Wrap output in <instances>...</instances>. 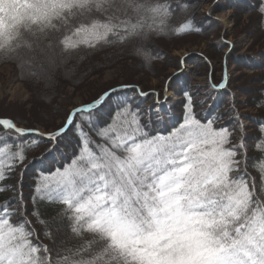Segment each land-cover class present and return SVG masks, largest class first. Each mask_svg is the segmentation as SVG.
<instances>
[{"label":"snow or ice","instance_id":"obj_1","mask_svg":"<svg viewBox=\"0 0 264 264\" xmlns=\"http://www.w3.org/2000/svg\"><path fill=\"white\" fill-rule=\"evenodd\" d=\"M169 8L153 0H0V53L32 62L57 48L70 54L81 46L108 42L111 36L123 42L146 31H162ZM190 29L191 21L174 31ZM116 91L75 108L52 132L0 118V127L16 134L0 137V182L16 161H24L25 148L39 142H23V137L34 134L54 141L76 115L96 109ZM136 92L148 95L138 88ZM185 96L184 120L167 135L146 130L128 98L118 97L111 122L96 129L102 142L77 125L79 152L62 169L42 174L35 191L63 204L61 216L72 234L88 233L93 239L63 248L54 262L24 212L14 220L16 210L4 201L0 264H264V202L254 200L240 167L247 159L239 152L245 147L243 136L233 144L232 132L216 127L214 120L197 119L191 97L187 92ZM261 133L258 150H264V128ZM260 171L264 185V169ZM12 187L3 185L0 191ZM20 207L26 210L22 194ZM44 235L51 237V232Z\"/></svg>","mask_w":264,"mask_h":264},{"label":"trees","instance_id":"obj_2","mask_svg":"<svg viewBox=\"0 0 264 264\" xmlns=\"http://www.w3.org/2000/svg\"><path fill=\"white\" fill-rule=\"evenodd\" d=\"M153 0V3L164 4L167 3L170 5L169 12L170 15L166 20L165 27L172 36H163L161 34L165 31H151L145 32V35L153 36L152 39L158 38L159 40L162 37L168 39L171 38L174 42H178L181 39L192 38L196 35L204 33L211 26V20H196L194 17V4L197 3V0ZM227 3V0H224ZM231 8L241 9L244 13H252L255 15L256 20L258 21V30L262 33V38L264 39V14L261 13V8L264 7V0H228ZM217 2V1H215ZM241 4V6L239 5ZM187 5V7H185ZM219 5V4H218ZM191 6V7H190ZM220 6V5H219ZM198 17V16H197ZM191 21V29L186 30L183 33H176L174 30L179 28L181 25ZM201 22H204L202 24ZM198 24V26H197ZM196 29H199L198 31ZM160 35V36H158ZM132 38V37H130ZM129 40V38H128ZM224 44L222 38L220 39ZM123 42L119 41L117 37L111 36L108 38V42H100L93 47L81 46L77 50L69 53H62V55L67 56L68 58L74 55L79 58H83V50L92 51L95 55H100L101 50L109 48L112 45L118 43L122 44ZM218 42L219 47L222 45ZM164 50H159L156 53L155 57L163 55ZM161 53V54H160ZM93 54V55H94ZM198 57L206 60L203 56L198 55ZM261 56L257 58L251 57L253 61V66L259 67L260 72L255 75L258 84V87L255 89V96L250 98V103L247 105L249 108H254L256 114L252 115L251 121L254 126V134L246 133V127L239 124L238 115L234 111V106L230 104L233 103L232 98L227 97L226 103H228L226 108L224 107V98L222 95L229 90V86L226 87H212L216 83L212 82L211 75H206V86L208 87V92L202 94V88L196 86L194 83H190L191 80L187 79V76L184 70L171 75L164 79L162 86L163 89L159 90H143L142 87L134 82L131 78H123L124 80H131L132 82H124L106 88L100 92L95 98L90 99L83 103V105L93 102L105 91H110L111 89H117L116 92L110 94L106 98L105 102L98 106L96 109H93L91 112L81 113L75 116L74 123L69 126V128L56 140H49L46 137H38L34 134L27 135L22 138L23 142H30L32 140L39 141L34 147H26L24 150L25 159L23 162L16 161V166L8 174V178L3 182H0V186L11 185L12 188H9L4 191H0V204L4 201H10L8 208L10 210H16V214L13 217L14 220H19L21 212H24L25 218L30 222L29 227L34 229L36 232V237L39 243L47 245L51 250V255L53 261L55 262L58 252H61L63 248H73L77 246H83L86 242L91 241L93 237L85 233L83 236L77 237L72 234L70 228L68 227V222L63 219L61 216L62 210L64 208L63 204L59 201H50L47 198H42V195L37 194L35 189L38 181L41 178V175H48L51 172L55 171L57 168H63L65 165L69 164L75 155L79 152L81 147V132L78 129L77 125L82 128L83 133L88 134L92 140L97 142L100 141V138L96 135L97 128H103L107 123L111 122V117L115 112L114 103L119 97L121 99L128 98V103L132 106L134 110L139 111L140 119L142 124L146 125L151 134H163L167 135L174 128L178 127L184 120L185 117V104L188 102V97L185 96L187 92L191 97L193 113L197 119H200L202 122H207L208 120H214L216 127H226L232 132L231 142L233 144L241 143L243 136L244 148L240 149V154H246V162L241 164V169L246 173L245 179L249 184L250 190L254 191V200H260L264 202V185L261 181V171L264 169V150H258L256 145L262 139L261 129L264 128V64L258 61ZM188 58V57H185ZM190 58V57H189ZM194 58V57H193ZM97 61L99 60L96 58ZM157 59V58H156ZM165 60V58H162ZM263 60L264 57L262 56ZM228 60V59H227ZM86 61V60H84ZM240 62V60H238ZM244 61L248 64L249 58H244ZM186 62H189L186 59ZM7 63L12 64L17 67L16 57L10 56L5 53H0V65ZM181 63V61H180ZM178 64V66L180 65ZM250 64V63H249ZM248 64V65H249ZM150 66L153 64H149ZM151 66V67H152ZM181 67V66H180ZM252 67V66H251ZM17 69L20 71L19 67ZM19 73L21 80L22 76ZM186 78L188 81H186ZM177 81V83L175 82ZM172 82L174 84H172ZM122 85H130L129 88H123ZM140 86V87H139ZM139 89L141 92L148 93L147 96H140L136 89ZM164 89L173 90L174 96L180 95V98L169 97L165 98ZM226 97V96H225ZM211 99V101H209ZM150 100V101H149ZM146 101V102H145ZM149 101V102H148ZM150 102H154V105L151 106ZM221 102V104H220ZM76 107V106H74ZM74 107L70 108L63 115L61 123L54 129H49L51 125L44 122H41L44 129L50 131H43L41 133L52 132L63 126L66 122L67 117ZM222 109V112L220 111ZM242 116V115H241ZM88 117L89 119H85ZM104 118L103 122H100V118ZM0 118H9L3 117L0 115ZM11 119V118H9ZM19 127L38 129L33 127V125H25L19 123L15 119H11ZM231 120V121H230ZM48 121V119H47ZM14 137L16 134L14 132H7L3 127H0V137L4 135ZM239 135V136H238ZM69 141V142H68ZM3 145H0L2 147ZM239 158H243L241 155ZM28 176L27 186L22 188ZM253 178L255 180V185L253 189ZM20 181V183H19ZM23 182V183H22ZM21 194H22V204L26 205V210L20 207L21 203ZM24 197V198H23ZM45 221L46 224H41L39 221ZM59 228H62L61 230ZM54 229V231H53ZM51 232V237L45 236L44 232Z\"/></svg>","mask_w":264,"mask_h":264},{"label":"rangeland","instance_id":"obj_3","mask_svg":"<svg viewBox=\"0 0 264 264\" xmlns=\"http://www.w3.org/2000/svg\"><path fill=\"white\" fill-rule=\"evenodd\" d=\"M197 1L193 7L195 19L212 21L211 27L204 33L192 38L181 39L178 42L166 37H162L161 40L158 38L151 39L154 40L157 48L164 50L163 55L158 57H155L158 53L156 49L153 50L141 46V44L135 46L139 41L149 38L145 34L127 39V41L135 42V44L131 45L125 41L122 44L112 45L102 50V53L96 57L100 63L98 70L90 72V75L83 79L79 85L71 81H58V71L51 70L50 75L55 79L54 86L57 90L56 95H51L45 103H38L34 99L35 94L30 84L36 83L40 88H44V83L34 77L33 72H29L30 83V80L20 79L18 73L21 71L20 67L19 71L18 66L15 67L12 64L0 65V115L15 119L25 125H33V127L40 129V132H46L50 130L44 129L41 122L46 125L51 123L50 126L52 127L49 129H54L61 123L67 110L76 106L71 109L73 111L75 108L81 107L86 101L95 98L106 88L124 83L126 81L123 79L124 77L131 78L143 90H161L164 88L162 84L165 78L184 70L187 79L191 80L190 83L202 88V94H205L208 92V87L205 86L207 71H209L208 74L211 75L212 82H217L216 86L219 87L220 84L229 86V90L222 95L224 98L223 108L228 105L226 103L227 97H233L234 102L230 104L232 107L234 106L236 115H242H238L239 124L246 127V133L254 134V126L250 118L256 114V110L247 105L250 103V98L255 96V89L259 84L256 81L260 80H257L255 76L260 72L259 67L253 66V61L250 58L264 57V39H261L262 33L258 30V21L252 13H244L241 9L231 8L228 0L227 3L224 0ZM239 5L241 6L240 3ZM201 23L204 24V22ZM167 28L169 29V27ZM167 28L164 27L162 31H168ZM221 38L224 44L221 42ZM218 42L223 44L221 48ZM119 46L122 48L132 47V51L125 56L126 58H119L110 64L106 61L105 54L119 51ZM144 53L153 58L146 60ZM197 54L206 60L204 61ZM245 57L249 58V65L244 61ZM261 57L257 60L264 64V59L262 60ZM186 59L189 62H186ZM83 62L86 64V61ZM145 63L148 65L152 63L153 66L150 67L153 71H148L139 65ZM184 79L188 81L186 78ZM126 82L132 81L127 80ZM175 82L177 83V81ZM172 84L174 83L172 82ZM164 94L165 97L174 96L173 90L169 89H164ZM174 97L180 98V95ZM41 104L50 110H53L52 107L56 108L51 120L42 119L34 113L35 110H40ZM150 104L153 106L154 102H150ZM220 111L222 112V109ZM104 120L103 117L100 118V122ZM25 179L23 178L25 184H22V188L27 186L28 176Z\"/></svg>","mask_w":264,"mask_h":264},{"label":"bare ground","instance_id":"obj_4","mask_svg":"<svg viewBox=\"0 0 264 264\" xmlns=\"http://www.w3.org/2000/svg\"><path fill=\"white\" fill-rule=\"evenodd\" d=\"M163 36H172L170 32H165L161 34ZM148 39H144L136 43L135 46H146L150 49H153L158 52L160 49L156 47L154 40H151L153 36L148 35ZM171 40V38H170ZM129 44H135V42L127 41ZM119 51L112 53V54H105L106 61L110 64L114 63V61L118 60L119 58H126L125 56L129 55V52L132 51V47L130 48H122L119 46ZM117 48V49H118ZM102 53V50H101ZM92 51L83 50V58H79L78 56L74 55L73 57H67L62 55L59 48L55 49V51H49L45 56H38L32 62H28L27 57L24 58L22 61L20 58H16V63L18 67L21 68V76L24 80H30V71L33 72V76L38 78L40 81L44 83V88H40L38 84H30L31 88L35 94V100L38 103H45L51 95H56V88H55V79L50 75L51 70L58 71V81L67 82L71 81L74 84H81L83 79L90 75V72L93 70L96 71L99 68V62L97 61V55H93ZM51 60V62H50ZM84 60H86V64H84ZM143 66L142 68H146L148 71H153L150 65L147 63L139 64ZM138 65V66H139ZM19 68V69H20ZM47 89V91H46ZM172 97V96H169ZM42 107V108H41ZM40 110H35V114L42 119L51 120V117L54 115L56 111L55 107H52L53 110H50L48 107H43L41 104ZM17 118V117H16Z\"/></svg>","mask_w":264,"mask_h":264}]
</instances>
